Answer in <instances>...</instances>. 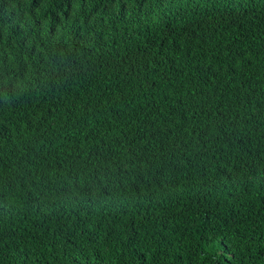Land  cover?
<instances>
[{
  "label": "trees",
  "instance_id": "obj_1",
  "mask_svg": "<svg viewBox=\"0 0 264 264\" xmlns=\"http://www.w3.org/2000/svg\"><path fill=\"white\" fill-rule=\"evenodd\" d=\"M0 264H264V0H0Z\"/></svg>",
  "mask_w": 264,
  "mask_h": 264
}]
</instances>
